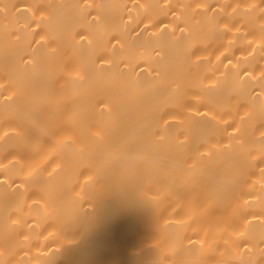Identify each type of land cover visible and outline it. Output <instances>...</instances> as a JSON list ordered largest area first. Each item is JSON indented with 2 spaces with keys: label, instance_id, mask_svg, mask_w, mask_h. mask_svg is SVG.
I'll list each match as a JSON object with an SVG mask.
<instances>
[{
  "label": "bare ground",
  "instance_id": "obj_1",
  "mask_svg": "<svg viewBox=\"0 0 264 264\" xmlns=\"http://www.w3.org/2000/svg\"><path fill=\"white\" fill-rule=\"evenodd\" d=\"M0 264H264V0H0Z\"/></svg>",
  "mask_w": 264,
  "mask_h": 264
}]
</instances>
